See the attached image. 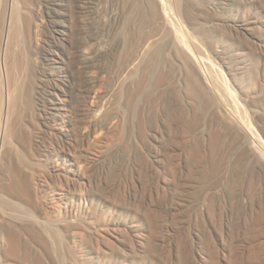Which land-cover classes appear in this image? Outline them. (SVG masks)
<instances>
[{
    "label": "rangeland",
    "instance_id": "rangeland-1",
    "mask_svg": "<svg viewBox=\"0 0 264 264\" xmlns=\"http://www.w3.org/2000/svg\"><path fill=\"white\" fill-rule=\"evenodd\" d=\"M138 1L0 0L15 89L0 264H264V166L248 131L264 144V20L251 24L264 0H184L181 33L227 83L241 128L189 95L178 105L160 83L140 103V56L167 28ZM84 36L106 51L88 92L71 52Z\"/></svg>",
    "mask_w": 264,
    "mask_h": 264
},
{
    "label": "bare ground",
    "instance_id": "bare-ground-1",
    "mask_svg": "<svg viewBox=\"0 0 264 264\" xmlns=\"http://www.w3.org/2000/svg\"><path fill=\"white\" fill-rule=\"evenodd\" d=\"M72 1V3H78L81 0ZM140 2V8L144 13V20L149 21V23L151 22L154 27L162 26L164 29L167 28V36H165L163 40L147 41V48L145 47L146 52H142V55L140 54V62L142 65L146 61L145 67L141 70L142 74L141 76L139 75L140 78L138 79L136 90L140 103L144 95L148 94L152 88H154L153 83L155 82L157 87L160 83L161 87H158L157 91H171L172 94L174 93V95L179 98L177 100L178 105L184 107L190 104V96L192 100L197 101L198 103L201 102L202 105L208 107V113L210 114L211 119L217 118L218 115H222L235 127L241 128L243 122L235 113H233L235 110H229L230 105H232V107L235 106L236 108H234L236 111H238V107L235 100H232L233 96H231L232 99L230 97L232 92H230L227 83L220 82L216 79V74L213 71L216 69L214 68V65H212L209 60L202 57V55H199L201 54V46L199 43L194 41L192 37L193 41H190L187 36H184V31L180 30L184 24L182 17L184 0H140ZM58 3V0H56V4ZM141 9L137 10V12L141 11L142 14ZM48 11L51 15L59 14L56 9L53 10L52 8H49ZM132 13L134 12L132 11ZM143 15L138 16H141L140 18H142ZM123 19L125 20L124 17ZM263 20L264 18L261 16L251 20V24L259 25ZM6 21L9 24V19ZM56 22L60 25L59 28L56 29L57 33L60 36L66 34L67 30L65 29V25H63V20H57ZM230 22L233 27H242L246 25V23L240 19H233ZM182 31L183 33H181ZM81 36H83V34L80 35V37ZM9 38L10 37L6 33V40L3 41V57L0 58V164L5 155L4 143L6 135H8V125L13 109L15 91L11 72L12 66L7 57ZM54 40L57 42L60 38ZM89 40H87V36H84L80 38V44H77V47L75 45V47L73 46L71 48V52L75 56L73 63L75 65L74 67L77 70H81L89 77L86 81L87 85L83 88L84 91L87 92L90 90L88 82H92L89 75L93 72V68L96 67L97 58L101 56L104 57L106 52L104 51L99 55L92 49L90 50L88 48ZM194 50L197 53H195ZM262 54L264 55V50ZM203 65H206V70L202 68ZM69 84L71 87H74V81L69 82ZM249 128H251L250 124ZM248 131L250 133L249 135H251V138H249V149L253 157L261 161L264 166V144L262 143V140L260 141L256 136L252 128ZM4 238L5 237L2 236V239Z\"/></svg>",
    "mask_w": 264,
    "mask_h": 264
}]
</instances>
